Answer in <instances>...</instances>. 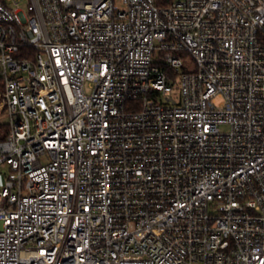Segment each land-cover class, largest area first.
Instances as JSON below:
<instances>
[{"label": "built area", "instance_id": "built-area-1", "mask_svg": "<svg viewBox=\"0 0 264 264\" xmlns=\"http://www.w3.org/2000/svg\"><path fill=\"white\" fill-rule=\"evenodd\" d=\"M21 4L0 264H264V0Z\"/></svg>", "mask_w": 264, "mask_h": 264}, {"label": "rangeland", "instance_id": "rangeland-1", "mask_svg": "<svg viewBox=\"0 0 264 264\" xmlns=\"http://www.w3.org/2000/svg\"><path fill=\"white\" fill-rule=\"evenodd\" d=\"M27 0H22L21 6L24 8L26 7ZM90 90V88L88 89ZM0 121L8 122V116L4 112H0ZM222 130H228V126H222ZM10 170L9 165L1 164L0 165V186L5 184L6 178L9 176Z\"/></svg>", "mask_w": 264, "mask_h": 264}, {"label": "trees", "instance_id": "trees-1", "mask_svg": "<svg viewBox=\"0 0 264 264\" xmlns=\"http://www.w3.org/2000/svg\"><path fill=\"white\" fill-rule=\"evenodd\" d=\"M8 129H9L8 123L0 121V140L3 139L6 136V134L8 132Z\"/></svg>", "mask_w": 264, "mask_h": 264}]
</instances>
